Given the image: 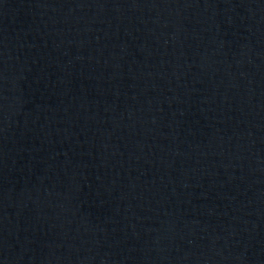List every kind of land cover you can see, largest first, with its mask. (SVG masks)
<instances>
[{
    "label": "water",
    "instance_id": "water-1",
    "mask_svg": "<svg viewBox=\"0 0 264 264\" xmlns=\"http://www.w3.org/2000/svg\"><path fill=\"white\" fill-rule=\"evenodd\" d=\"M0 264H264V0H0Z\"/></svg>",
    "mask_w": 264,
    "mask_h": 264
}]
</instances>
